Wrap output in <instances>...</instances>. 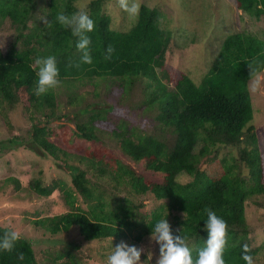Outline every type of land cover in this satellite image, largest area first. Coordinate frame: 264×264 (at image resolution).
Returning <instances> with one entry per match:
<instances>
[{"label":"trees","instance_id":"16d2710c","mask_svg":"<svg viewBox=\"0 0 264 264\" xmlns=\"http://www.w3.org/2000/svg\"><path fill=\"white\" fill-rule=\"evenodd\" d=\"M79 1L0 0V21L8 18L16 32L8 48L4 52L0 49V99L9 108L23 104L32 121L28 138L10 141L46 152L72 171L70 185L62 180L42 185L37 179L28 184L39 196H49L60 188L70 207L66 212L34 219L33 223L51 234L77 230L80 236L51 257L52 264H81L76 253H84V249L90 257L106 264L115 244L141 240L166 216V209L181 213L174 215L176 227L172 226L180 228L182 235L187 234L195 259L207 239L202 225L209 208L227 221L225 264H247L244 252L251 256L253 264L259 248L250 245L245 203L249 198H264V151L259 149L252 124L254 108L248 86L264 69V39L243 31L226 33L213 63L196 82L185 72L172 73L166 68L165 52L171 32L162 28L161 13L156 7L141 3L128 14L135 18L132 26L117 30L111 27L105 0H89L83 8L78 6ZM233 1L250 16L264 15V0ZM182 3L202 14L200 0ZM39 9L49 23H37L31 30L30 20ZM60 11L69 15L86 11L93 19L94 29L87 33L91 38V63L81 60L82 51L76 47L79 37L56 20ZM47 56L56 58L60 83L37 95L35 60ZM80 85H90V94L100 98L103 90L114 96L113 86L121 89L120 99L133 93L135 103L149 114L153 124L140 130L127 121H117L108 132L111 138H105L99 121L116 108L99 104V100L88 101L78 109L86 117L76 122L74 131L76 139L84 142L79 145L82 152L67 151L51 139L53 129L48 124L60 117L58 112L63 106L83 100V93L77 92ZM61 87L66 97L63 106L57 96ZM223 147H236L239 156L222 166L213 156ZM123 156L134 163L143 162L149 176L137 172ZM88 172L113 181V189L98 188L100 185L90 180ZM180 174L187 178L181 180ZM9 179L13 181L14 177ZM123 189L126 194L120 195ZM132 192H150L166 202L149 217L138 219ZM79 197L88 203L86 208L75 206ZM255 203L263 205L264 201ZM5 230L14 229L0 225V236ZM107 240H113L112 244L104 250L97 248ZM0 264L41 263L33 241L21 236L11 251L0 249Z\"/></svg>","mask_w":264,"mask_h":264},{"label":"rangeland","instance_id":"374dc122","mask_svg":"<svg viewBox=\"0 0 264 264\" xmlns=\"http://www.w3.org/2000/svg\"><path fill=\"white\" fill-rule=\"evenodd\" d=\"M88 1L80 0L78 6L83 8ZM200 1L203 4L202 14L192 9V6L190 8L183 6L185 4L182 3V0H105L104 9L111 17L112 28L128 30L135 20L134 17L128 15L132 6H135V10L141 3L156 7L161 13L162 28L171 32V40L165 52L166 68L172 70V73L185 72L193 80L199 82L213 63L226 33L243 31L253 33L264 39V15L258 18L250 16L248 13L239 10L233 0ZM177 10L190 14H182ZM42 17H44L43 12L39 9L33 19L35 22L30 20L29 28L32 30V27L37 23H44ZM15 35V28L10 20L8 18L1 20L0 49L3 52L14 41ZM248 87L251 91L254 108L252 124L258 137L259 149L264 151V69L250 81ZM112 88L114 96L108 90H103L101 92L102 98H100L90 94V85H80L77 92L83 93V100L73 106H63L66 97L65 88L61 87L57 91L58 99L61 100L63 106L58 112L61 113L60 117L54 118L48 124L53 129L51 139L71 153L82 152L79 145L83 141L76 139L74 131L76 122L86 117V114H81L78 109L88 101L99 100V104L104 106L111 104L116 108L110 112L107 118L99 121L100 130L105 138H111L108 132L117 121H127L129 126L138 127L140 130H145L153 124L149 114L143 112L139 103H135L137 97L133 93L120 99L122 96L121 89L117 86ZM100 99L103 103L100 102ZM37 120L38 118L34 121ZM31 122L23 104L9 108L7 103L0 99V225L13 228L20 233V236L30 238L33 241L37 260L41 264H52L50 258L59 254L61 249L75 242L80 236L77 230L51 234L45 227L35 225L34 219L66 212L70 207L64 200L60 188H55L49 196H39L28 184L37 179L42 185H51L55 180H62L70 185L72 171L46 152L32 150L24 145V142L14 144L10 141L12 138L20 139L21 136L23 139L28 138ZM43 123L41 122V124ZM112 151L122 155L119 150L117 152ZM238 156L236 147H223L213 157L221 161L223 166L226 163L231 164ZM123 158L137 172L149 176L143 162L134 163L126 156ZM206 165L203 163L204 167ZM243 171L246 172L247 168L243 167ZM87 176L90 180L98 182L97 185H100L98 188L106 191L113 189L114 182L110 179L96 178L91 172H88ZM10 177H14V180H10ZM179 178L185 180L187 175L180 174ZM132 193V199L137 205L134 212L138 219L141 216L149 217L153 210L166 202V199H156L150 192L145 194ZM119 194L125 195L126 192L123 189V191H119ZM261 199L264 201L263 197L249 198L245 203L246 220L250 227V245L252 248H259L253 259V264H264V204L255 203ZM87 204L81 201L80 197L75 201V206L80 205L86 208ZM164 214L166 215L164 218H167L170 224L176 227L174 215L181 213L177 210L166 209ZM134 233H138V231L135 230ZM121 241L143 247L146 252L151 253L147 257L142 255L143 264H155L159 249L158 245L151 241L150 233L144 235L139 241L134 239ZM112 242L113 240L104 241L97 248L104 250ZM188 247L193 248L192 243ZM86 253L88 254L85 249L84 253L80 250L76 253L81 258V264H105L99 259H93Z\"/></svg>","mask_w":264,"mask_h":264},{"label":"clouds","instance_id":"9594fccd","mask_svg":"<svg viewBox=\"0 0 264 264\" xmlns=\"http://www.w3.org/2000/svg\"><path fill=\"white\" fill-rule=\"evenodd\" d=\"M130 10L135 11V6H132ZM42 19L45 23H49L46 17H42ZM56 20L63 27L70 28L72 33L79 37L76 47L82 51L81 60L91 63L92 57L89 49L91 38L87 33L94 29L93 19L86 11H79L71 15L60 11L56 15ZM108 51L111 52L112 49L109 48ZM35 64L38 66L35 92L40 95L60 83L59 69L54 56L37 57ZM202 227L208 235L205 246L198 250L194 259L192 250L187 244V234L182 235L180 228L174 229L167 218L159 219L150 232L151 241L158 245L159 249L155 264H225L227 221L209 208L207 209V219ZM19 239L21 236L18 231L5 230L0 236V249L11 251ZM244 247L247 248V245ZM142 255L147 257L151 253L136 244L121 241L115 244L110 254L107 255L106 264H143ZM242 255L247 264H252V258L247 252Z\"/></svg>","mask_w":264,"mask_h":264}]
</instances>
